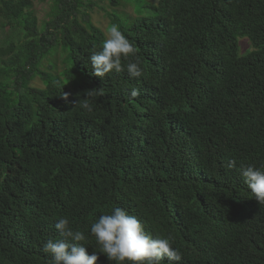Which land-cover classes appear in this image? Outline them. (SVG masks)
Returning a JSON list of instances; mask_svg holds the SVG:
<instances>
[{
  "label": "trees",
  "instance_id": "1",
  "mask_svg": "<svg viewBox=\"0 0 264 264\" xmlns=\"http://www.w3.org/2000/svg\"><path fill=\"white\" fill-rule=\"evenodd\" d=\"M107 1L139 78L93 74L106 37L91 0L54 1L41 28L33 0H0L14 28L0 41V264H49L60 217L99 252L90 225L114 207L171 236L180 264H264V204L241 174L264 165V0H158L131 22L115 11L125 0ZM59 52L61 70H43ZM86 96L91 112L73 107Z\"/></svg>",
  "mask_w": 264,
  "mask_h": 264
},
{
  "label": "clouds",
  "instance_id": "2",
  "mask_svg": "<svg viewBox=\"0 0 264 264\" xmlns=\"http://www.w3.org/2000/svg\"><path fill=\"white\" fill-rule=\"evenodd\" d=\"M102 48L94 52L89 61L96 77L103 78L115 70L126 71L129 77L139 78L143 75L139 61L128 62L124 68L121 59L135 54V47L113 23L105 33ZM64 88V87H63ZM69 93L60 96L66 103ZM131 98L140 95L139 89L132 88ZM73 107L79 105L83 110L93 109L86 98L72 102ZM235 161H229L227 167L232 168ZM241 174L252 197L264 204V165L241 167ZM57 239H50L43 245V251L50 254L49 264H97L98 253H102L112 264H180L181 252L172 246V237L153 236L146 232L144 225L135 216L120 207H114L107 214L100 215L90 225V234L95 237L99 246L89 255L85 247L87 235L85 231L74 230L67 217H60L55 223Z\"/></svg>",
  "mask_w": 264,
  "mask_h": 264
},
{
  "label": "rangeland",
  "instance_id": "3",
  "mask_svg": "<svg viewBox=\"0 0 264 264\" xmlns=\"http://www.w3.org/2000/svg\"><path fill=\"white\" fill-rule=\"evenodd\" d=\"M54 1L56 0H33L32 12L37 19L38 28H41L43 25L47 24L53 19V6L55 3ZM91 1L92 8L88 10L89 20L95 27L101 29L104 33H106L107 28L109 27V25H111V20L108 16V13L113 12V8L110 6L107 0ZM157 2L158 0H125L122 1L121 6L118 7L115 11L117 12L116 14L124 16L122 18L124 22H131L134 18L139 16L138 13H136V8L145 9V3L156 5ZM149 12L150 14L152 13L151 8L150 10L145 11L146 14H148ZM13 35L14 28L12 25L8 24L6 26L0 27V41L3 42L9 38L14 39ZM240 46L241 54H245L252 50V45L250 41H248V39H242L240 41ZM52 64L56 66L55 71L50 70V66ZM62 67L63 63L61 52L44 59V61L42 62V69L55 75L61 70ZM32 87L43 88V83L39 78H36L32 82Z\"/></svg>",
  "mask_w": 264,
  "mask_h": 264
}]
</instances>
